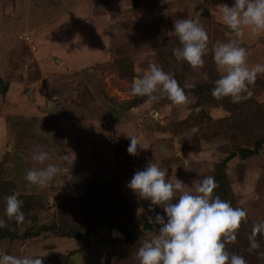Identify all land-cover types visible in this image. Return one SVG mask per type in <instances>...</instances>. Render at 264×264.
<instances>
[{"label":"rangeland","instance_id":"obj_1","mask_svg":"<svg viewBox=\"0 0 264 264\" xmlns=\"http://www.w3.org/2000/svg\"><path fill=\"white\" fill-rule=\"evenodd\" d=\"M232 2L0 0V80L4 82L0 85V184L3 190L12 183L22 192V210H28L24 222L14 221L10 230L21 235L43 224L57 230L24 241L3 239L0 253L68 255L67 264H138L136 251L155 230L127 241L123 233L114 229L122 234L114 237L107 227L77 239L68 229L89 230L94 225L86 189L92 181L110 191L114 207L131 204L135 214L128 207L124 213L116 212L141 229L142 202H149L126 185L135 171L153 160L189 190L193 181L214 177L218 170L224 173L228 188L222 200L247 212L227 250L242 255L247 264H264L258 255L264 252V237L257 236L260 247L252 251L248 240L252 225L264 221V144L247 157L239 154L241 148L254 150L264 138V74L250 86L252 96L240 103H232L230 97L203 101L189 88L184 105L163 98L127 108L135 97L142 98L130 94L133 77L142 76L152 63L183 85L188 81L214 87L220 73L212 47L232 38L220 21L217 5ZM183 18L195 20L208 34L202 68L193 69L184 61L172 66L166 57L175 58L172 48L180 45L173 25ZM243 31L241 46L248 51V65L264 63V32ZM130 136L139 137L148 149L138 148L137 155H130ZM39 145L50 152L46 163L63 169L65 158L74 160L69 171L46 186L24 179L27 170L41 167L31 159ZM230 154L225 166L218 168ZM217 191L218 187L214 195ZM34 195H40L44 209L33 211ZM105 206L108 213L110 205ZM123 225L130 228L124 221Z\"/></svg>","mask_w":264,"mask_h":264},{"label":"clouds","instance_id":"obj_2","mask_svg":"<svg viewBox=\"0 0 264 264\" xmlns=\"http://www.w3.org/2000/svg\"><path fill=\"white\" fill-rule=\"evenodd\" d=\"M217 11L232 38L226 42L217 41L212 47L213 60L220 75L213 82L211 95L216 100L230 97L232 103H240L252 96L250 86L255 84L259 74H264V63L249 66L248 51L241 46L243 29L247 28L252 34L264 32V0H233L231 6L217 5ZM172 33L180 45L172 49L176 61H184L193 69L202 68L209 50L205 28L192 19H176ZM201 78L207 80L208 76L202 73ZM194 87L195 84L188 81L181 87L171 73L152 63L142 76L133 77L130 94L146 97L144 103L147 105L163 98L174 105H184L188 102L184 90ZM128 138L127 152L130 155H137L138 148L148 149L139 137ZM31 159L41 167L27 170L24 179L38 186H46L62 171H69L74 161L65 158L63 169L46 163L50 152L43 145L33 150ZM185 185L180 179H171L168 169L160 168L153 160L142 170L135 171L127 183V188L140 200L149 202L150 212L155 211V206L163 210V214L157 212L147 217L155 226V234L144 239L137 249L138 264H247L242 255L230 252L226 247L229 242L236 241L237 230L247 220L246 210L214 196L217 185L212 176L193 181L190 190ZM18 197L16 192L4 197L0 228L6 226L5 218L17 224L24 222L23 200ZM112 235L122 234L113 230ZM258 235L264 237V221L252 225L248 236L249 251L260 247ZM258 255L264 258V252ZM0 264H43V259L0 253Z\"/></svg>","mask_w":264,"mask_h":264},{"label":"trees","instance_id":"obj_3","mask_svg":"<svg viewBox=\"0 0 264 264\" xmlns=\"http://www.w3.org/2000/svg\"><path fill=\"white\" fill-rule=\"evenodd\" d=\"M166 45H168V44H166ZM166 57L170 59L172 66H173V63H174V66H177L176 63H179L178 61H176L175 58H172V57L168 56L167 54H166ZM174 78H175V76H174ZM0 82H1V80H0ZM178 84L181 87H183V82L182 83L178 82ZM184 91L186 92V90H184ZM189 92H192L191 95L199 97L200 100L207 101V102L211 100V102H212L211 88H209V86H207V85L204 87L203 86H195L194 88H190ZM144 100H145V97H142V98L135 97V99H133L131 101V103H130L131 105L130 106L127 105V108L130 109L131 107H134L137 103L144 102ZM247 121H248V117H247ZM235 124H236V130H239V127H237L240 125L239 120L235 121ZM261 139L258 140L257 145L254 148V150L249 149V148H241L239 150L240 156L247 157V156L253 154L254 152H257L262 147V145L264 144V138H261ZM231 157H232V154H230L229 157H226L221 162V164L218 166V168L224 167L227 160L230 159ZM216 173L217 174L214 175V178H215V183L218 187V191L215 192V195L213 193V195L214 196L218 195L222 199L223 195H221V194L226 193L227 188H228V184H227L224 173H221L220 170H218ZM91 184L92 185H88L86 187V189L88 191V195H89L88 198L90 201L89 211H90V213H92L95 216V218H96L95 223L92 226V228L89 230L78 229L77 227L69 228L68 232H69L71 238L77 239L83 235L86 236V235L95 234L101 227H107V228H109V230L116 229V230L120 231L121 233H123L125 235L124 236L125 240H127V241L132 240L133 241V240H135L136 237L140 236L142 231L151 232L152 230H155V226L149 223L147 217L148 216H154L155 213H157V212L162 214V212L158 206H155L154 212H150L148 210V204L144 201L142 202V205L144 208V211H143L144 213L142 214L141 221H140L142 223L140 226L141 229H138V227L135 226L137 223L136 224L132 223V221L130 219H129V221L126 218L123 219L118 214L119 211L121 213H124L126 211L127 207H128L129 213L132 212L133 214H135L136 212H134L130 207L131 204L123 203V205L114 207L115 200L110 199L111 198L110 191L108 193V189L102 190L101 184L98 182L92 181ZM5 185L7 187H4V189L2 190L4 185L2 186V184H0V218H3L4 197L5 196L10 195L13 192H16L19 194L18 198L23 200V203H24V199H25L24 198L25 195L24 194L21 195L20 193H22V192L18 191L17 188H15L12 183L5 184ZM32 199H33V204H32L33 211L44 209L45 206L41 202L40 195L39 196L34 195ZM107 203L110 205V209L108 206V211H107L108 213H105L106 211H104V210H105V207H107V206H105V205H107ZM99 206L103 208V212H101L99 210V208H98ZM103 206H105V207H103ZM22 211L24 213H26L28 210L25 211V209L23 208ZM116 211H118V212H116ZM111 216H113V217H111ZM111 218H113L114 221H112ZM5 220H6V224H8V226L0 228V241L3 239H7L9 242H13L16 239H20L21 241H24L28 238L38 237L41 233H46V232H51L53 234L57 233V230L54 228V226H47V225L43 224V225L33 227L31 229H25L21 235H16L15 233H11V230H10V227L13 226V224H14L13 223L14 220H7L6 218H5ZM123 221L127 224H130V228H125L123 225ZM119 222H121V223L119 224ZM73 233H75V235H76L75 238L71 236V235H73ZM40 257H42V259H43V264H67V259L69 256L68 255H66V256L60 255L59 256L56 254H49V255L47 254L44 256H40Z\"/></svg>","mask_w":264,"mask_h":264},{"label":"crops","instance_id":"obj_4","mask_svg":"<svg viewBox=\"0 0 264 264\" xmlns=\"http://www.w3.org/2000/svg\"><path fill=\"white\" fill-rule=\"evenodd\" d=\"M4 84V82L1 80L0 85Z\"/></svg>","mask_w":264,"mask_h":264},{"label":"water","instance_id":"obj_5","mask_svg":"<svg viewBox=\"0 0 264 264\" xmlns=\"http://www.w3.org/2000/svg\"><path fill=\"white\" fill-rule=\"evenodd\" d=\"M133 2L135 3V2H136V0H133Z\"/></svg>","mask_w":264,"mask_h":264}]
</instances>
